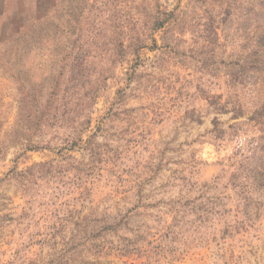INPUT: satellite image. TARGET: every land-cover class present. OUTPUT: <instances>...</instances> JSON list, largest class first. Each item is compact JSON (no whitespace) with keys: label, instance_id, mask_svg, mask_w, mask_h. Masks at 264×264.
Wrapping results in <instances>:
<instances>
[{"label":"rangeland","instance_id":"374dc122","mask_svg":"<svg viewBox=\"0 0 264 264\" xmlns=\"http://www.w3.org/2000/svg\"><path fill=\"white\" fill-rule=\"evenodd\" d=\"M40 1L31 41L12 46L22 0H0V264L60 247L71 216L91 207L138 204L140 232L107 235L99 264H264V175L247 214L228 175L264 132V77L252 86L239 1ZM164 9L174 14L151 32L156 45L117 54L116 32L131 44L132 28ZM26 90L45 107L32 122L19 114ZM215 194L226 195L219 212L200 210ZM126 238L138 249L125 251Z\"/></svg>","mask_w":264,"mask_h":264},{"label":"trees","instance_id":"16d2710c","mask_svg":"<svg viewBox=\"0 0 264 264\" xmlns=\"http://www.w3.org/2000/svg\"><path fill=\"white\" fill-rule=\"evenodd\" d=\"M31 1L35 7L34 13L32 15L28 14V1L26 2L22 0L21 4L19 5L18 10L20 12V23L16 30L12 32L13 38H10L8 42L9 45L11 42L13 46L16 40H22L19 43L23 45L31 41L33 33L28 30L27 24L39 20V16H41L39 10H36L41 1ZM238 1L239 6L237 12L239 20L241 21L238 31L239 37H241V39L244 41L242 49L243 53L246 55V58H244L243 61L247 60L245 62L246 67L257 73L256 75L249 76V78L253 79L252 86H254L257 79L264 77V0ZM7 14H9V12ZM173 14V11H167L164 9L156 14H152L150 26L148 28H137L136 26L133 27V35L129 38L131 44H125L123 36L121 37L123 32H116L117 38L112 48L117 51L118 55L123 54V52H125V50L130 47H133L134 51H138L144 47H147L146 39L148 37L153 41L154 45H156L157 40L151 34V32L153 33L156 29L164 27L165 23L170 21V18L173 17ZM6 19H8L7 26H9L12 18L7 17ZM29 47L30 46H25L23 51L29 52ZM69 55L72 56V53H69ZM65 56L69 57L67 55H64V57ZM73 56L76 57L78 55L73 54ZM7 57V59H10V55ZM254 59L256 61H254ZM17 79L20 81V88L24 89L22 85L23 80L20 79V76H17ZM24 93L25 94L23 95L22 93L20 94L21 98L19 97L21 102L19 105V114H21L20 116H24L25 119H29V122H32V119L30 118L31 114H33V117L36 119L38 117L41 118L42 111L44 110L43 108L45 107L42 106V103L39 101L40 99L33 97V92L31 91L26 90ZM53 96V93H50L45 102L50 103L52 100H54ZM35 99L37 103H34V108L30 107V105L33 106L32 102L35 101ZM92 99H94V96ZM74 111L75 110L72 109L68 110L69 114L70 112L73 113ZM52 118L56 120L55 115H52ZM85 118L86 119L80 124V131L76 132L77 138H80L82 129H86V127L89 126V114H86ZM31 127H35L36 129L37 124H27L26 129L30 131ZM234 133L235 134L233 135H236L238 133L237 130H234ZM251 140L253 141V138H251ZM258 140L259 141L255 146L251 143L252 154L249 156L241 154L240 156L242 158L239 160V162H237L234 170L228 174L231 185H233V187H238L241 193L245 194L242 197L244 203L241 204V206L243 205L242 211L245 214L248 213L247 210L251 208L250 202L252 199H254L253 195L255 190L253 183L257 176L264 175V132L263 135L258 138ZM25 147L27 150L41 148L39 144L34 143L27 144ZM218 178L219 176L215 177L213 182L217 181ZM203 186L206 188H215L214 185H210L208 183L203 184L202 187ZM225 197L226 195H213V200L206 204L209 205V207H203L200 210L203 212L210 211L218 213L219 210L217 209L219 207L218 205L220 204V200ZM141 208H146V205L138 204L132 209L126 211L118 210L115 213H108L106 211L99 212L96 207H91V212L78 215L76 218L71 216V235L68 238L64 237L66 241H64L60 247L57 246L56 242L50 247V252L45 256L40 255L35 257L18 258L17 261H7L3 264H99L100 261L98 257L100 256V253L104 252V243H106L102 239H104L107 235L111 233L116 234L122 229L131 233L140 232L141 225L138 223V221L143 215V213L139 211ZM181 217L182 216L175 214L172 220V223L174 222L175 224L172 225L171 223V225L177 229H180L178 225L181 224ZM169 232L174 234L175 230L172 229ZM125 240L126 243L123 245V249H125V251L133 252L138 249L136 243H133L131 238H126ZM120 249H122V247ZM92 251L93 253L90 254ZM88 253L89 255L95 254V256H93L94 260L88 257Z\"/></svg>","mask_w":264,"mask_h":264}]
</instances>
